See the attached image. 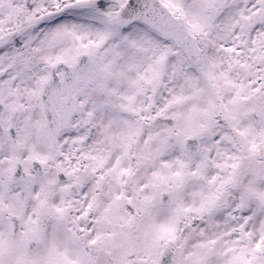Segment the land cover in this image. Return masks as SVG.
<instances>
[{"label":"snow or ice","instance_id":"obj_1","mask_svg":"<svg viewBox=\"0 0 264 264\" xmlns=\"http://www.w3.org/2000/svg\"><path fill=\"white\" fill-rule=\"evenodd\" d=\"M0 264H264V0H0Z\"/></svg>","mask_w":264,"mask_h":264}]
</instances>
